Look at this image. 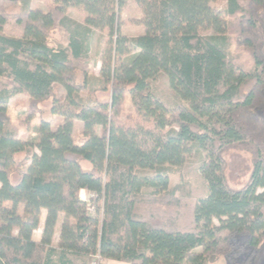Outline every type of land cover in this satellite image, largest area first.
<instances>
[{
  "label": "trees",
  "instance_id": "obj_1",
  "mask_svg": "<svg viewBox=\"0 0 264 264\" xmlns=\"http://www.w3.org/2000/svg\"><path fill=\"white\" fill-rule=\"evenodd\" d=\"M128 1L140 8L144 30L118 39ZM211 1L51 0L43 11L32 8L31 0H0V211L4 202L22 206V214L0 212V264H74L70 256L95 253L129 264H213L222 257L261 264L264 0H226L221 10ZM69 8H77L83 21L67 16ZM56 27L67 41L53 47L48 35ZM97 30L108 38L98 50L94 76L90 48ZM123 45L133 54L119 64ZM159 72L175 92L170 107L149 91L148 80ZM56 86L63 88L60 97ZM103 93L106 100L99 97ZM15 94L27 96L29 112L38 114L34 144L20 139L8 115ZM50 97V115L63 118L55 129L38 109ZM127 99L141 118L125 114L119 120ZM152 104L159 114L152 113ZM74 120L83 125L78 140L72 136ZM186 143L208 157L200 167L208 194L194 205V231L151 222L137 212L139 186L153 184L139 169H154L162 198L176 204L163 166L181 164ZM232 148L245 150L252 162L240 188L226 176L224 154ZM81 190L101 201L94 213ZM41 210L45 216L35 241Z\"/></svg>",
  "mask_w": 264,
  "mask_h": 264
},
{
  "label": "rangeland",
  "instance_id": "obj_2",
  "mask_svg": "<svg viewBox=\"0 0 264 264\" xmlns=\"http://www.w3.org/2000/svg\"><path fill=\"white\" fill-rule=\"evenodd\" d=\"M226 0H213L210 2V6L214 9L221 10L225 7ZM51 6V0H31L32 8H39L43 11H47ZM17 9L12 8L11 11L15 12ZM66 15L77 21H83V15L77 8H69L65 11ZM142 18V12L138 5L134 1H128L119 17L120 30L118 33V39L123 37H130L143 32L144 27L140 23ZM210 33V32H208ZM207 32L204 34H208ZM123 36V37H122ZM66 34L59 28H54L49 32L48 43L50 46L56 47L58 45L66 44ZM107 32L97 30L94 34L93 41L90 48V65L92 74H98V67L96 61L98 59V50L103 43L107 40ZM227 46V44L225 43ZM124 53L118 55V62H128L129 57L133 54L124 45ZM126 48V49H125ZM149 91L154 98L161 101L164 105L170 107L171 102L176 100L175 92L172 86L168 82V78L164 72H159L154 77L148 80ZM64 93L61 86L54 88V94L56 97L62 96ZM100 93V92H99ZM98 93V94H99ZM85 96V95H82ZM99 97L102 100H106L109 96L108 93L100 94ZM52 102L50 97L45 102L38 105V109L43 111V117L50 119L51 128L55 129L59 124L63 122L61 116H51L49 108ZM8 115L13 123L18 125L20 139L34 144L39 138V132L37 129L38 114H32L28 109V97L23 94L13 95L7 104ZM150 110L154 115L160 113V110L156 108V105L152 104ZM264 113V107L262 108ZM125 114L132 115L133 119L141 118L138 113H135V107L130 99H127L124 104V113L119 120H124ZM138 116V117H137ZM136 120V119H135ZM142 121V120H141ZM170 127H166L165 131ZM83 125L81 121H73L72 136L74 140L81 138V132ZM94 133L101 135V128L99 126L94 127ZM35 152L38 150L35 148ZM23 153L16 155L18 160L22 159ZM226 161V176L230 186L235 188L242 187L249 179L252 171V162L250 154L241 149H229L224 154ZM204 160H208L207 151L200 148L197 145L186 143V151L183 155V162L179 165L164 164L163 169L168 176V188L174 189L173 196L176 200V204H168L162 198L163 192L158 189L159 186L155 185L157 178H152L155 174V170L139 169L138 174L149 177L148 181L153 184L144 186L140 185L136 197L138 200L137 212L141 217L151 222H158V219L164 222H169L174 229L183 231H194L196 225L193 220V208L197 201L208 194V185L201 170V163ZM81 165L85 169H90L91 166L87 162H81ZM152 178V179H151ZM17 179L16 176L12 178L13 181ZM155 180V181H154ZM155 183V184H154ZM80 198L87 200V206L95 210V206H101V201L98 202L94 198V194L81 190L79 192ZM167 198V197H166ZM94 199V200H93ZM171 200V199H170ZM97 203V204H95ZM14 210L18 214H22V206L18 205L13 207L11 203L4 202L1 213H8ZM91 213H94L91 212ZM42 216V213H40ZM63 215H59L57 222V229L54 230L52 245L56 246L58 242V236L60 232V223ZM166 222V223H167ZM215 222V221H214ZM56 228V227H55ZM39 230L36 229L33 232V238L38 236ZM242 240V238H241ZM94 256V255H93ZM93 256H70V259L74 264H90L93 261ZM56 256L54 257V260ZM261 264H264V253L260 258ZM241 259H238L236 263H231L225 258H219L213 264H239Z\"/></svg>",
  "mask_w": 264,
  "mask_h": 264
},
{
  "label": "crops",
  "instance_id": "obj_3",
  "mask_svg": "<svg viewBox=\"0 0 264 264\" xmlns=\"http://www.w3.org/2000/svg\"><path fill=\"white\" fill-rule=\"evenodd\" d=\"M141 33H142V32H141ZM96 64H97V67H98V70H99V62H98V60L96 61ZM97 75H98V74H97ZM97 75H95V76H97ZM7 203H9V202H7ZM41 213H42V216L40 215V218H39V225H38V228H37V229L39 230V234H38V236H36V237H34V238H33V234H32V238H33V240H35V241H38V240L40 239L41 228H42L43 221H44V216H45V210H41ZM55 227H56V228H54V230L56 231V229H57V225H56ZM35 230H36V229H35ZM35 230H34V231H35ZM34 231H33V232H34ZM103 264H129V263L108 259V260H105Z\"/></svg>",
  "mask_w": 264,
  "mask_h": 264
},
{
  "label": "built area",
  "instance_id": "obj_4",
  "mask_svg": "<svg viewBox=\"0 0 264 264\" xmlns=\"http://www.w3.org/2000/svg\"><path fill=\"white\" fill-rule=\"evenodd\" d=\"M81 199L84 200L83 198H81ZM84 201L87 202L86 198ZM88 209L90 211H94L93 208H91L89 206H88ZM104 261H105V259L99 253H95L93 256V261L90 264H103Z\"/></svg>",
  "mask_w": 264,
  "mask_h": 264
}]
</instances>
